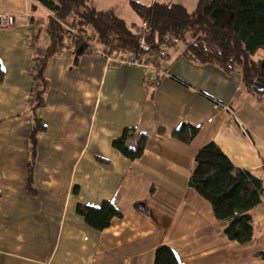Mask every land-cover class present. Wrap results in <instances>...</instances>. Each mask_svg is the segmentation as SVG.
Wrapping results in <instances>:
<instances>
[{"label": "crops", "instance_id": "crops-1", "mask_svg": "<svg viewBox=\"0 0 264 264\" xmlns=\"http://www.w3.org/2000/svg\"><path fill=\"white\" fill-rule=\"evenodd\" d=\"M132 1L189 11L199 2L92 3L142 24ZM0 12L16 16L0 28V264H155L162 245L178 264H264V200L251 212L254 239L240 243L190 187L195 156L209 142L264 181V96L238 71L186 57L182 42L147 67L97 51L75 63L65 46L45 66V103L34 109V58L49 44V12L35 0H0ZM184 124L198 128L190 142L175 136ZM130 127L148 135L136 160L113 146ZM104 201L122 216L97 230L77 206Z\"/></svg>", "mask_w": 264, "mask_h": 264}, {"label": "trees", "instance_id": "trees-1", "mask_svg": "<svg viewBox=\"0 0 264 264\" xmlns=\"http://www.w3.org/2000/svg\"><path fill=\"white\" fill-rule=\"evenodd\" d=\"M35 1L49 12L44 25L49 44L42 49L43 53L37 49L34 58L35 74L30 90L34 109L45 103L44 94L48 87L45 66L51 57L67 46L68 40L74 50L75 63L82 55L97 49H104L109 55H151L165 43L171 48L182 42L186 57L218 65L226 72L238 71L246 87L264 96V89L255 85L258 80L264 83V55L257 58L258 52L264 51V0H199L193 11L180 3L146 5L132 1V8L147 24L145 35L143 28L136 31L114 10L98 9L92 0ZM72 17L71 26L78 29V35H73L65 27ZM87 28L94 32L92 39L85 34ZM173 38L178 42H172ZM3 76L0 64V81ZM197 133V127L184 124L175 136L190 142ZM147 139L148 135L137 132L135 127L125 128L113 141V146L126 157L136 160L143 155ZM190 187L211 203L217 219L227 221L224 233L229 239L240 243L254 239L251 212L264 200L261 178L236 166L218 144L209 142L195 156ZM77 212L97 230L105 229L113 218L122 216L109 201H104L100 207L79 204ZM155 264L178 263L173 251L162 245L156 249Z\"/></svg>", "mask_w": 264, "mask_h": 264}, {"label": "built area", "instance_id": "built-area-1", "mask_svg": "<svg viewBox=\"0 0 264 264\" xmlns=\"http://www.w3.org/2000/svg\"><path fill=\"white\" fill-rule=\"evenodd\" d=\"M16 24V16L13 14L7 13V12H0V28H5V27H11ZM142 33L144 35L146 34L147 30V24L142 23ZM172 42H178L176 38H173L171 40ZM144 45V40L141 42V47ZM170 50V44L165 43L161 45L159 50L155 52L154 54H151L149 56H144V55H137L136 53H131L128 57H122L117 54L115 55H109L104 49H97V52L99 54H103L108 58V60L116 62V63H128L132 65H140V66H155L158 65L161 61L165 60L168 57V53ZM44 50H40V53H43ZM35 74L34 70L32 72ZM157 77L154 78L153 80L156 81Z\"/></svg>", "mask_w": 264, "mask_h": 264}, {"label": "rangeland", "instance_id": "rangeland-1", "mask_svg": "<svg viewBox=\"0 0 264 264\" xmlns=\"http://www.w3.org/2000/svg\"><path fill=\"white\" fill-rule=\"evenodd\" d=\"M73 20V17L69 19V22L68 24L66 23L65 24V27L73 34V35H78L79 32H78V29L77 28H74L73 26H71V22ZM128 24H130L136 31H140L141 30V27H142V24H141V20L138 18L136 24H132V21L130 19L127 20ZM143 23V22H142ZM85 34H88L91 36V39L92 37H94V32L91 28H87V30L85 31ZM94 42V41H93ZM65 45L67 46H71V41L68 40L66 41ZM264 55V51L263 50H260L258 52V55H257V58H262Z\"/></svg>", "mask_w": 264, "mask_h": 264}, {"label": "water", "instance_id": "water-1", "mask_svg": "<svg viewBox=\"0 0 264 264\" xmlns=\"http://www.w3.org/2000/svg\"><path fill=\"white\" fill-rule=\"evenodd\" d=\"M255 85L264 89V83L260 82L259 80L255 82Z\"/></svg>", "mask_w": 264, "mask_h": 264}]
</instances>
